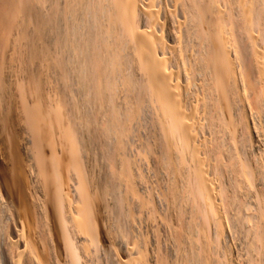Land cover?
<instances>
[{"label":"bare ground","instance_id":"6f19581e","mask_svg":"<svg viewBox=\"0 0 264 264\" xmlns=\"http://www.w3.org/2000/svg\"><path fill=\"white\" fill-rule=\"evenodd\" d=\"M236 97L264 116V0H0V264L214 262L209 248L220 242L212 236L225 231L218 204L232 207L238 176L248 170L240 157L226 154L230 159L223 157V163L224 153L205 154V166L200 153L211 137L205 141L203 130L229 134ZM145 118L151 137L144 134L148 142L142 139L140 146L143 155H158V170L168 180L161 190L165 202L159 198L166 203L162 219L177 247L176 263L147 256L141 251L144 240L140 250L134 235L138 214L133 220L131 209L143 198L128 151ZM237 122L241 139L254 142L248 123ZM217 172L219 177L229 172L232 180L221 177V184L229 182L218 186ZM188 205L191 217L183 221L182 207ZM198 212L204 221H197ZM206 218L215 226L210 240L216 244L210 247ZM255 233L258 245L264 243L263 223ZM95 251L101 260L93 263ZM260 255L264 264V249Z\"/></svg>","mask_w":264,"mask_h":264},{"label":"rangeland","instance_id":"374dc122","mask_svg":"<svg viewBox=\"0 0 264 264\" xmlns=\"http://www.w3.org/2000/svg\"><path fill=\"white\" fill-rule=\"evenodd\" d=\"M194 87V86H193ZM190 88V92L191 93H187L186 95L187 96H189V97H192V91H194L195 89L194 88ZM242 95V94H241ZM242 97H243V95H242ZM236 102H237V108H236V110L235 111H233V113L235 112L236 113V115L237 116H235V113L233 114V116H234V123H233V125H232V127H233V129H232V131L228 134L227 133V135H225V134H223L222 135V132L220 131V132H218L219 130L218 129H216L214 132H212V131H207V130H205L204 129V127H202V130H203V137H205V141H206V139L207 138H209V137H211V139H213L212 141H211V139H207V144H208V140H210V144H208L207 146H205V149L206 150H209L210 148H208V146H210L211 144H214V145H211V146H213V147H211V149L213 148L214 149V153L215 152H217V154L215 155L214 153H213V149L211 150H209V152L208 151H204L205 149H202V151H201V153L200 154H202V153H204L203 154V156H202V158H203V160L206 158V157H210V156H212V155H209V154H213V157H220L221 156V154L222 153H224V154H222L223 156L222 157H220V159L222 160V162H223V157L226 159L227 158V160L228 159H230V158H232V157H236L237 159L240 157V159L239 160H241V162H242V164L244 163V161H245V166H244V168L245 169H243V171L244 172H246L247 170V172L246 173H243V174H241V175H239L238 176V180H239V184L238 183H236V188H235V191L236 192H234V196L237 198V196H238V194H239V196H238V199H236L237 200V202H236V200H234V199H232V200H234L235 202H236V204H234L233 203V201L232 202H230L231 204L233 203L235 206H233V204H232V207L231 208H233V207H235L234 208V210H232L230 207H228V204L226 205V206H222V205H225L226 203H224L223 204V202L224 201H222L221 202V204L219 205L218 204V212L220 213V214H218V212H217V216L220 218V221L222 220V222H221V225L222 226H224V227H222V232H223V230H225L223 233H220V234H223V235H219L218 237V239L220 240L221 239V237H222V239L219 241L218 239H216L217 238V235L215 234V232H214V230H212V228L213 229H215V226H213L214 224H212V222H211V219H209V218H206V219H208V224L211 222V226L209 225L208 226V224H206L207 223V221L205 220V225H206V228H205V226H204V224H203V227L205 228L204 229V233H207V236H210V237H207L206 235H204L206 238H208L209 240H210V238H211V236L212 235H216V238H214V236H212L213 237V239H215L216 241H218V243L220 242V244H216V241H213V242H211V240H212V238H211V240H210V243H209V247L212 245V243L214 244H216V245H218L217 246V248H216V245H215V247H214V245H212L211 247H213L214 248V250H215V253L213 254V252H212V250L211 249H213V248H209V250H210V252L213 254H211V258L212 259H214L215 258V260H217V261H215V260H213L214 262H212V260L210 261V263H208V264H212V263H214V264H227L228 262V264H261L262 263V261H259L260 260V258H262L261 257V255H260V257H259V253L261 252L262 253V250L264 249V243L262 242V243H260L259 245H258V242H256V241H258L256 238L255 239H253L254 237H255V235H256V233H255V231L258 229V228H260L261 227V225H262V223H263V225H264V198H262V194H261V197H260V195H258V194H260V192L261 193H263L264 191V178H262V177H264V175L262 174V173H260V172H262L263 171V173H264V162L263 163H261L262 161H264V157H258V154H259V156L261 155V156H263V149H264V141H262V140H264V130L262 129V126H264V116L262 115L261 117H260V115L261 114H257L254 110H250L249 108H247V105H246V103H245V101H244V98H240L241 99V102L239 103V101H238V97H236ZM119 102H121V98L119 99ZM241 103H244V105L243 104H241ZM240 104V105H239ZM246 105V106H245ZM240 106H241V108H240ZM244 106H245V108L247 109V110H243V109H245L244 108ZM240 110V111H239ZM237 111V112H236ZM244 111V112H243ZM243 112V113H242ZM3 113V112H2ZM239 113V114H238ZM247 113V114H246ZM254 113V114H253ZM256 113V114H255ZM242 114H245V115H242ZM1 115V114H0ZM241 115V116H240ZM4 116V114H2L1 115V117H3ZM256 116V117H255ZM235 117H237L238 119L240 118V119H242L243 120V122H244V124H245V122H246V124L247 125H249V126H247L246 125V127H247V130L248 129H250V130H248V132L250 133V131H252V133L251 134H253L252 136H251V134L249 135V137L250 138H252V141H254V142H251V141H248V143H252V144H250V147L248 146V145H246V144H248V143H246L247 141H246V139H241V138H243L242 137V133H241V130H240V126L238 125V119L237 118H235ZM257 117H258V119H257ZM262 118V119H261ZM246 120V121H245ZM257 121V122H256ZM262 121V122H261ZM139 124H140V126H139V124H138V126L139 127H136V132H134V134H135V136H134V139L133 140H131L130 141V143H133V142H136V144L137 145H139V147H137V145L135 144V143H133V145H134V147L135 148H138V150L136 149L135 150V148H133V145H131L130 144V147H132L131 149H129L130 151H128V159L130 160V161H134L133 163L132 162H130V164H131V166H133V167H131V168H133V169H131V171L133 170V172H131L132 174H134V176L136 177V175L139 173V175H137V177L135 178L134 176H133V182H134V186H135V188L137 187L138 189H136V192H138V191H141V192H139V193H141V194H138V196H140V199H142L143 198V200H140L139 199V197H138V199L140 200L139 202H140V204H138V205H140V206H137V208H138V210H137V208H135L136 206H133L132 207V205H131V207H132V209L134 208V210H132L131 209V211H132V215H133V211L135 212L134 213V215H133V220L135 219V216H136V219L138 220V221H136V219H135V222L133 223L134 225H135V227H137V228H133V230H134V232L137 230V234H136V232H135V237L137 238L136 239V242H137V244L139 245V249L142 247V245H141V243L140 242H142V240H144V242L142 243V244H144L143 246H144V250H141V251H144V252H146V253H149V254H146L147 256H151L152 258H158V260H160V259H163L164 260V258L166 259V261L168 260V261H170V263L172 262V263H176V260L178 259V257H179V255L177 256V254H176V252H177V247H176V244L174 243V241L172 240V239H169L170 238V235H169V233L167 232V230H166V228H164L165 226H166V223H165V220L164 219H162L163 217L162 216H164L165 214H166V212H168L167 211V207H166V203H162L161 204V202H163L164 200H163V198L161 197V190L164 188V186H166V184L168 183V180H166V179H164V177L166 178V176L164 175V176H162V174H161V172L158 170V167L157 166H159L158 164V158L156 159V157H158V155L156 156V155H154V154H152L151 156H149V155H143L144 154V152H142V148H141V146L140 145H144L145 143H147L148 141H149V138L151 137V125H148V124H150V123H148V118H145V121L144 120H142V119H140L139 120ZM141 122L143 123L144 122V124L146 123H148L147 125H144V124H141ZM1 125V124H0ZM142 126V127H141ZM147 126V127H146ZM235 126H236V128H235ZM149 127V128H148ZM259 127V128H258ZM261 127V128H260ZM140 128V129H139ZM238 128V129H237ZM256 128H258V129H262V130H258V129H256ZM143 129H144V131H143ZM255 129V130H254ZM258 130V131H257ZM138 131V132H137ZM141 131V132H140ZM236 131V132H235ZM260 131V132H259ZM142 133V136H141V134L139 135L138 133ZM148 132V133H147ZM241 133V134H239L238 135V133ZM255 132V133H254ZM217 133H219V135L217 134ZM220 133H221V135H220ZM236 133H237V135H236ZM258 133V134H257ZM263 133V134H262ZM147 136V140H146V136ZM217 136H216V135ZM235 134V135H234ZM255 134H256V136H255ZM259 134H261V135H259ZM227 136V137H225V136ZM231 135V136H230ZM234 135V136H233ZM241 135V136H240ZM139 136V137H138ZM224 136V137H223ZM230 136V137H229ZM256 138H255V137ZM260 137V141L258 140L259 139V137ZM263 136V137H262ZM142 137V138H141ZM236 137L238 138V137H240V138H238V139H236ZM262 137V138H261ZM139 139V138H141V140L139 139L138 140V142L140 141V143H137V140H135V139ZM229 138H230V140H229ZM232 138V139H231ZM250 138H249V140H250ZM142 139H143V141L145 140V143H143V141H142ZM217 139V140H216ZM241 139V140H240ZM262 139V140H261ZM220 140H223V141H220V143L221 144H219V143H217V142H219ZM233 140H234V142H233ZM147 141V142H146ZM240 141V142H239ZM262 141V142H261ZM205 142V143H206ZM257 142V143H256ZM262 144H261V143ZM240 143H243V144H240ZM245 143V144H244ZM258 143H260L261 145H263V146H261L260 144V146L258 145ZM221 146V148H222V151H221V148L219 147V145ZM238 144V145H237ZM255 144H256V146H255ZM232 145V146H231ZM246 145V147H244ZM225 146V147H224ZM238 146H240V148L238 147ZM243 146V147H242ZM252 146H254V147H252ZM258 146H259V148H258ZM207 147V148H206ZM218 149V150H216V148ZM237 147V148H236ZM249 147V148H248ZM257 147V148H256ZM262 148V150H261V148ZM140 148H141V150H140ZM234 148V149H233ZM236 148V149H235ZM133 149V150H132ZM220 149V150H219ZM228 149H229V151H228ZM230 149H232V150H230ZM244 149V150H243ZM254 149H258L257 151L256 150H254ZM216 150V151H215ZM224 150H226V153H225V151ZM237 150V151H236ZM240 150V151H239ZM247 150V151H246ZM133 153H132V152ZM141 152V154H140V152ZM219 151L221 152L220 153V155H218L219 154ZM232 151H233V153H232ZM236 151V152H235ZM137 152H139V153H137ZM228 152V153H227ZM236 154H238L237 156L235 155V153ZM239 152V153H238ZM242 152V153H241ZM252 152V153H251ZM137 153V154H136ZM209 153V154H208ZM207 156H206V155ZM229 154V156H230V158H229V156L227 157V155ZM234 154V155H233ZM241 156H240V155ZM244 154V155H243ZM255 154V155H254ZM133 155V156H132ZM136 155V156H135ZM225 155V156H224ZM248 156V158H247V156ZM154 156V157H153ZM156 156V157H155ZM206 156V157H205ZM252 158H251V157ZM135 157H137V158H135ZM258 157V158H257ZM141 158V159H140ZM143 158V159H142ZM155 158V159H154ZM210 158H212V157H210ZM244 158H246V159H244ZM262 158V159H261ZM134 159V160H133ZM146 159V160H145ZM151 159V160H150ZM155 161H154V160ZM260 159V160H259ZM227 160H225L223 163H225V162H227ZM140 161V162H139ZM142 161V162H141ZM147 161V162H146ZM150 162V164H149V162ZM205 161V160H204ZM207 161H209L208 159H207ZM207 161H205V166H206V164H207ZM137 162V163H136ZM144 162H145V164H144ZM250 162V163H249ZM253 164H252V163ZM257 162H258V165H257ZM140 163V164H139ZM254 163H256V165H257V167H256V165H255V167L253 166L254 165ZM259 163H260V165H261V169H260V165H259ZM155 164V165H154ZM226 164V163H225ZM249 164H252L251 166L249 165ZM138 167H137V166ZM136 166V167H135ZM148 166H149V168L150 169H147L148 168ZM140 167H141V169H140ZM153 167H156V168H153ZM143 168V169H142ZM256 168H258V169H256ZM146 170V172H145V170ZM250 169V170H249ZM255 169L256 170H258L259 171V169H260V171L258 172V171H255ZM136 172H135V171ZM140 171V172H138V171ZM148 170V171H147ZM151 170V171H150ZM158 170V173L157 172H155V171H157ZM251 170H253V171H251ZM253 172L254 173V171L256 172V173H258V175H263L262 177L261 176H258L256 173H251V172ZM251 173L252 175H250V177H248V176H245L247 173ZM143 173V174H142ZM157 173V174H156ZM160 173V174H159ZM140 174H142V176L140 175ZM228 174H230L229 172H228ZM227 173L226 174H221L220 175V177H219V173L217 172V173H215V178L217 179L218 178V180L221 178V177H223V179H227V178H229L230 180H232L231 178H232V175H228ZM245 174V175H244ZM155 175V176H154ZM158 175H160V176H162V177H159ZM216 175L218 176V177H216ZM226 175H228V177H225ZM255 175V176H254ZM259 177H257V176ZM141 176V177H140ZM143 176H144V178H143ZM253 176V177H252ZM147 177V178H146ZM241 177V178H240ZM247 178H250L249 180L250 181H248V179ZM257 179V181H255L256 179ZM135 179H136V181H135ZM145 179V180H144ZM150 179V180H149ZM162 179H164V180H162ZM229 179H227V180H229ZM254 179V180H253ZM259 179V180H258ZM260 179H262L263 180V184H260V183H262L261 181H260ZM143 180V181H142ZM157 180V181H156ZM165 180H166V182H165ZM218 180H215V182L218 184V186H220L219 184H221V182H220V180L218 181ZM222 180V179H221ZM229 180V181H230ZM238 180H237V182H238ZM244 180V181H243ZM253 180V181H252ZM164 181V182H163ZM229 181H225V182H229ZM243 181V182H242ZM140 182V183H139ZM146 182V183H145ZM222 186H223V184L224 185H226V183L222 180ZM246 182V183H245ZM252 182V183H251ZM253 182L255 183V184H253ZM154 183V184H153ZM165 183V184H164ZM243 183V184H242ZM246 184V185H245ZM260 184V185H259ZM152 185V186H151ZM238 185V186H237ZM243 185H245V187H243ZM248 185V186H247ZM150 186V187H149ZM156 186V187H155ZM221 186V188H223ZM255 186V187H254ZM257 186V187H256ZM258 186H260V187H258ZM263 188H262V187ZM216 187V186H215ZM227 187V186H226ZM226 187H224V188H226ZM240 187H242L243 189H240ZM149 188H151L152 189V191H150L149 192V190H151V189H149ZM223 188V189H224ZM237 188H238V190H237ZM245 188V189H244ZM248 188V189H247ZM240 189V190H239ZM256 189V190H255ZM259 189V190H258ZM225 190V189H224ZM246 190L248 191V192H246ZM154 191V192H153ZM157 191V192H156ZM252 191V192H251ZM257 191V192H256ZM142 192H144V194L142 193ZM228 193H231V191L230 192H228ZM232 194L231 195H229V196H232ZM235 194H237V195H235ZM249 194V195H248ZM255 195V196H254ZM258 195V197H260L259 199H260V201H258V203H257V200L258 199H256V198H258V197H256ZM137 196V195H136ZM142 196V197H141ZM144 196V197H143ZM254 196V197H253ZM161 198V200H163V201H161L160 200V198ZM234 197V198H235ZM246 197V198H245ZM251 197V198H250ZM263 197H264V195H263ZM147 198V199H146ZM159 198V199H158ZM232 198H233V196H232ZM240 199V200H239ZM246 199V200H245ZM152 200H154V201H152ZM239 200V201H238ZM252 200V201H251ZM255 200H256V203H257V205H256V203H255ZM146 201V202H145ZM150 201H151V203H150ZM153 202H156V203H153ZM165 202V201H164ZM195 202H197V203H199V201L197 200V201H195ZM202 202V201H201ZM200 202V203H201ZM240 202V204H238ZM149 203V204H148ZM200 203L198 204V206H199V208H200ZM229 203V204H230ZM261 203V204H260ZM142 204V205H141ZM145 204V205H144ZM153 204H154V206H153ZM247 204V205H246ZM258 204H259V207H261V208H259L258 207ZM156 205H158L157 206V209H156ZM254 205L255 206H257L256 208H257V210H256V208L254 207ZM161 206V207H160ZM164 206V207H163ZM240 206V207H239ZM143 207V208H142ZM149 207V208H148ZM155 207V208H154ZM164 208V210H163V208ZM186 207V208H185ZM188 207H189V209H188ZM227 208L228 207V209L229 210H225L224 208ZM243 207V208H242ZM141 208V209H140ZM151 208V209H150ZM159 208V209H158ZM182 208H184L183 210H185V211H182V218H183V221H184V218H185V220L187 221V220H189V218L191 217L190 215H191V213H189L190 212V205H188V206H183ZM237 208V209H236ZM253 208H255L254 210H253ZM145 209V210H144ZM147 209H148V211H147ZM161 209V211H159ZM220 209V210H219ZM241 209V210H240ZM260 210V212L258 213V211ZM136 210V211H135ZM141 210V211H140ZM153 211V213L154 214H152L151 212ZM158 210V211H157ZM244 210H246V211H244ZM252 212H251V211ZM164 211H166V212H164V215H162L163 214V212ZM220 211H222L223 213L221 214V212ZM236 211V212H235ZM238 211V212H237ZM249 211V212H248ZM142 212V214H140ZM146 212H148V213H146ZM224 212L226 213V216H225V214H224ZM232 212V213H231ZM242 212V213H241ZM137 213V214H136ZM158 213V214H157ZM200 212H198V214L197 215H200V216H198V219L199 220H197V217H195L194 219H196L197 221H204V219H205V217L203 216V219L202 218H200V217H202L201 216V214H199ZM245 213L247 214V215H245ZM250 213V214H249ZM258 214V215H256V214ZM136 214V215H135ZM145 214V215H144ZM156 214V215H155ZM168 214V213H167ZM166 214V215H167ZM190 214V215H189ZM233 214H235V215H233ZM242 214V215H241ZM140 215V216H139ZM141 215L143 216V217H145V218H147V220L144 218L143 219V217H141ZM149 217H147V216ZM151 215H153V216H151ZM157 215H159V216H157ZM161 215V216H160ZM189 215V216H188ZM262 215V216H261ZM157 216V217H156ZM188 216V217H187ZM217 216H215L212 220H214V222H215V220L217 219L218 220V217ZM226 218H225V217ZM228 216V217H227ZM232 216V217H231ZM247 216V217H246ZM139 217H140V219L142 218V220L144 221H142V222H140L139 220ZM159 217V218H158ZM187 217V218H186ZM234 217V218H233ZM239 219L240 217V219L238 220L237 218ZM243 217V218H242ZM249 217V218H248ZM158 219V221L156 220V219ZM228 218V219H227ZM233 218V219H232ZM259 218V219H258ZM250 219V220H249ZM254 219V220H253ZM263 221H262V220ZM146 220V221H145ZM156 220V221H155ZM160 220V221H159ZM162 220V221H161ZM164 220V221H163ZM229 220V221H228ZM246 220V221H245ZM258 220H261L260 221V223L261 224H259L257 221ZM200 221V222H201ZM210 221V222H209ZM227 221V222H226ZM234 221V222H233ZM242 221V222H241ZM244 221V222H243ZM254 223L255 221V223H258L257 225L256 224H254L253 225V223ZM138 223V224H135V223ZM146 222H148V223H146ZM152 222V223H151ZM153 222H155V223H153ZM160 224H159V223ZM213 222V223H214ZM140 223V224H139ZM144 223V224H143ZM152 225H151V224ZM236 223V224H235ZM238 223V224H237ZM248 223H249V225H248ZM141 224H143V225H141ZM147 224V225H146ZM224 224V225H223ZM228 224V225H227ZM245 224V225H244ZM133 225V226H134ZM162 225V226H161ZM165 225V226H164ZM252 225V226H251ZM256 225V226H255ZM143 226V227H142ZM151 226H152V228L154 229H152L151 228ZM154 226V227H153ZM160 226L162 227V229H159L160 228ZM213 226V227H212ZM226 226V227H225ZM241 226H243V229H242V227ZM254 226V227H253ZM259 226V227H258ZM145 227H148V228H145ZM158 227V228H157ZM228 227H229V229H228ZM237 229H236V228ZM250 228V229H247V228ZM253 227V228H252ZM255 227H256V229H255ZM141 228V229H140ZM224 228V229H223ZM140 229V230H139ZM149 229V230H148ZM157 229H159V230H157ZM164 229V230H163ZM199 229V228H198ZM206 229H207V231H206ZM242 229V230H241ZM254 229H255V231H254ZM143 230V231H142ZM146 230V231H145ZM237 230V231H236ZM248 230H249V232H248ZM148 231H149V233H148ZM150 231H151V233H150ZM160 231H162V232H160ZM206 231V232H205ZM231 231H233V232H231ZM143 232V233H142ZM153 232V233H152ZM155 232V233H154ZM167 232V233H166ZM200 232V231H199ZM231 232V233H230ZM248 232V233H247ZM251 232V233H250ZM253 232V233H252ZM149 234V235H147V234ZM203 233V234H204ZM208 233H209V235H208ZM233 233V234H232ZM239 233H240V235H239ZM245 235H244V234ZM140 234V235H139ZM143 234V235H142ZM146 234V235H145ZM152 234H154V235H152ZM162 235V238H160V236ZM200 234H201V232H200ZM225 234V235H224ZM253 234V235H252ZM138 235V236H137ZM142 235V236H141ZM156 235H157V237H156ZM167 235V236H166ZM196 235H197V233H196ZM233 237H232V236ZM252 235V236H251ZM143 236H144V238H143ZM168 236H169V238H168ZM198 236H199V238H201L200 236L201 235H197L196 236V238L197 239H199L198 238ZM159 237V239H157ZM166 237V238H165ZM224 237V238H223ZM237 239H236V238ZM241 237V238H240ZM139 238H141V241H140V239ZM163 238H164V240H163ZM233 238V239H232ZM235 238V239H234ZM157 239V241H159V242H157V241H155ZM168 239H169V241H168ZM196 239V243H197V241H199L200 243H201V239L200 240H197ZM241 239V240H240ZM139 240V241H138ZM150 242H149V241ZM171 240V241H170ZM225 240V241H224ZM253 240V241H252ZM145 241H148V243L150 244H148L147 242H145ZM173 241V242H172ZM235 241V242H234ZM164 242V244L166 245V244H168L169 243V245H166V246H164V244H162ZM234 242V243H233ZM242 242V243H241ZM260 242V241H259ZM140 243V244H139ZM157 243V244H156ZM170 243H172V244H170ZM200 243L198 244L197 243V245H200ZM238 243V244H237ZM247 243V244H246ZM251 243V244H250ZM156 244V245H155ZM161 244H162V246H161ZM175 244V247L173 246ZM242 244V245H241ZM246 244V245H245ZM261 244H263V246L261 245ZM141 245V246H140ZM148 245V246H147ZM171 245V246H170ZM230 245V246H229ZM239 245H240V247H239ZM257 245V247L256 248H254L255 246ZM260 245H261V247H260ZM157 246V247H156ZM170 246V247H169ZM241 246H243V247H241ZM246 246V247H245ZM259 246V247H258ZM160 247H161V251H159V249H160ZM172 247V248H171ZM150 248H151V250L152 251H150ZM153 248V249H152ZM168 248V249H167ZM174 248V249H173ZM242 248V249H241ZM247 248V249H246ZM149 249V250H148ZM156 249V250H155ZM172 249V250H171ZM216 249H218L217 251H216ZM234 249H235V251H234ZM246 249V250H245ZM169 250V251H168ZM174 250V251H173ZM227 250V251H226ZM238 250V251H237ZM244 250V251H243ZM258 250H260V252L258 253ZM147 251H149V252H147ZM168 251V253H166ZM173 251V252H172ZM219 251V252H218ZM224 251H225V253H224ZM241 253H240V252ZM153 254H152V253ZM246 252V253H245ZM249 252V253H248ZM96 253V254H95ZM170 253H172V254H170ZM178 253V252H177ZM217 253V254H216ZM219 253V254H218ZM230 253V254H229ZM101 253H98V251L96 252H94V254H92L93 256H94V258H95V260H93V263H95V261L97 262V261H99V259L101 258L100 255ZM154 254H156V256H158V257H156ZM170 255V256H166V255ZM238 254V255H237ZM244 254V255H243ZM95 255H97V256H95ZM161 257H160V256ZM164 255V256H163ZM172 255V256H171ZM176 255V256H175ZM218 256V257H216V256ZM230 255V256H229ZM235 255V256H234ZM243 255V256H242ZM93 256H92V258H93ZM155 256V257H154ZM214 256V257H213ZM225 256H226V258L227 259H224L225 258ZM232 256V257H231ZM257 256V257H256ZM97 257V258H96ZM99 257V258H98ZM167 257V258H166ZM175 257H176V259H175ZM224 257V258H223ZM228 257H230V258H228ZM233 258H235V259H233ZM171 259V260H170ZM180 259V258H179ZM246 259V260H245ZM251 259V260H250ZM263 259V258H262ZM101 260V259H100ZM174 260V261H173ZM227 260V261H226ZM239 260H240V262H239ZM244 260V261H243ZM253 260V261H252ZM233 261V262H232ZM243 261V262H242ZM249 261V262H248ZM100 262V264H102V261H99ZM179 262V263H178ZM227 262V263H226ZM231 262V263H230ZM177 263L178 264H180L181 263V261L180 260H177ZM96 264V263H95ZM97 264H99V263H97Z\"/></svg>","mask_w":264,"mask_h":264}]
</instances>
